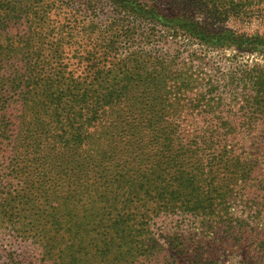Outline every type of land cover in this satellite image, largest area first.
<instances>
[{
  "label": "trees",
  "instance_id": "trees-1",
  "mask_svg": "<svg viewBox=\"0 0 264 264\" xmlns=\"http://www.w3.org/2000/svg\"><path fill=\"white\" fill-rule=\"evenodd\" d=\"M102 7L0 0L1 187L24 179L22 237L39 245L9 264H87L72 208L87 171L103 188L98 264H123L117 246H169L181 264H236L248 246L237 264H264V33L224 24L262 21L263 1ZM159 45L169 61L147 53Z\"/></svg>",
  "mask_w": 264,
  "mask_h": 264
},
{
  "label": "rangeland",
  "instance_id": "rangeland-1",
  "mask_svg": "<svg viewBox=\"0 0 264 264\" xmlns=\"http://www.w3.org/2000/svg\"><path fill=\"white\" fill-rule=\"evenodd\" d=\"M262 1L264 6V0ZM72 2L75 11L79 12L78 10H83L84 8H88L90 11L94 6L103 9L104 0H72ZM105 12L106 9L104 10V13ZM90 13L91 12H89V14ZM50 17L54 22V17ZM77 17L79 19L78 29L80 31L79 42H81L80 40L85 35V31H83V27H80L81 24L79 22H84L85 19L79 15ZM101 17L103 18V14ZM52 21L49 20L48 24L51 25ZM224 24L229 28L248 33H264V18L262 21L254 20L250 23H242L240 20L229 19ZM224 24L221 23L220 25L223 26ZM54 36L55 35H51V38H54ZM46 42L51 46L54 40L51 39ZM168 49H170V46L159 45L158 49L154 48L153 50V48H148L147 53L155 55L156 50H160L159 55L162 56L163 60L169 61L172 52L168 51ZM78 50L81 51L83 48L78 47ZM46 54H48V52ZM159 55H157V57H159ZM124 56L122 57L124 58ZM65 58L66 63L70 65L71 70H75L77 76H81L82 72L89 70L88 68L85 69L87 63L78 64V62H84V59L80 57V55L77 59H73L70 54H66ZM244 58L249 61L250 58L253 59L254 57L246 56ZM154 61L157 60L151 59V63ZM260 61L264 63V60L260 59ZM106 66H109V64H106ZM153 68L159 67L156 65L153 66ZM77 169L80 171V166L77 165ZM87 172L89 179L77 189L78 193L75 197V202L72 204L74 231L76 233L75 240L77 244H80V239L82 238L84 241L82 246L86 250L84 256H81V254L77 252V257L87 264H98L102 261L99 256L101 252H103V246H100V244L99 246H95V240H103V188H100L99 182L96 180V172ZM0 175V264H9L14 260L22 259L27 252L39 245L34 244L31 238L27 239L26 237H22L24 232H28L26 234H29L31 229V227L28 226L29 221L25 219L30 213L29 211L28 213L26 212L27 206L24 204L25 202H21L26 187L24 185V179L11 180V183H13L10 189L11 193L9 192V194H6L9 190L5 192L3 187H1V182L5 181V179L2 177V173ZM117 247L120 250V254H122L120 261H122L123 264H181L179 260L171 258L169 246H159V251L156 249L150 250V246ZM77 251H79V249H77ZM255 252L262 254L264 252V246L256 248ZM248 253V246H237V248H235V254L232 255L235 263L237 264L238 261L250 260ZM225 254L224 251L219 253L218 256L220 260L225 261L231 259L227 258ZM39 258L41 257L39 256Z\"/></svg>",
  "mask_w": 264,
  "mask_h": 264
}]
</instances>
